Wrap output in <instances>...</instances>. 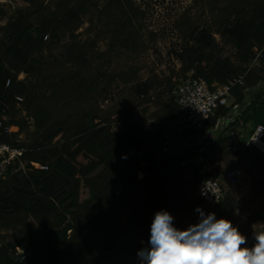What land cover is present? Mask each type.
<instances>
[{"label": "trees", "instance_id": "16d2710c", "mask_svg": "<svg viewBox=\"0 0 264 264\" xmlns=\"http://www.w3.org/2000/svg\"><path fill=\"white\" fill-rule=\"evenodd\" d=\"M11 1L30 7L33 13L21 14L1 30L8 41H0V120L6 118L9 126V112L25 84L7 70L8 61L18 62L31 75L33 67L42 65L40 58L45 51L52 52L64 43L68 49L66 61L77 63L85 53L76 52L84 47L66 40V34L78 30L94 9L98 13L127 11L124 0H106L102 9L96 6V0H58L55 6H37L36 0ZM216 34L231 41L240 66L227 57H214V33L203 29L190 35L192 45L178 55L185 74L193 73L209 86L227 84L245 74V85H236L232 96L245 107L241 117L244 125L264 128V0H236ZM260 54L258 67L254 62ZM98 87L90 78H62L55 87L57 91L46 97L50 109L42 104L33 111L37 128L49 124L61 106L81 102ZM229 112L223 109L217 117ZM99 120L98 113L91 109L77 110L59 123L49 144L39 146V151L30 156L29 168L0 181V264H101L120 243L116 229L121 224L136 227L141 213L146 219L166 207L209 209L197 197L194 186L191 189L174 181L179 175L175 165L196 157L199 147L192 146L167 164L158 161L159 151L154 147L163 144L168 129L153 133L131 123L120 134H113L101 128L103 122L97 123ZM75 123L76 127L71 128ZM214 124L215 120L210 121ZM228 133L221 134L213 145L206 156V167L215 164L218 153H231ZM60 135L66 138L64 142L52 145V139ZM181 135L192 138L195 134L185 131ZM3 138L12 147L23 148L25 157L26 149L15 143L14 133ZM236 152L264 163L254 148ZM159 169L163 173H156ZM202 170L203 165L197 164V177ZM142 177L145 181L140 183ZM143 188L146 204L140 200ZM231 202L227 196L211 213L217 219L224 218ZM258 216L264 217V210ZM5 231L14 234L12 241H6L2 235Z\"/></svg>", "mask_w": 264, "mask_h": 264}, {"label": "rangeland", "instance_id": "374dc122", "mask_svg": "<svg viewBox=\"0 0 264 264\" xmlns=\"http://www.w3.org/2000/svg\"><path fill=\"white\" fill-rule=\"evenodd\" d=\"M235 1L124 0L126 14L115 10L98 13L94 9L84 18V24L78 30L66 34V40H74L84 47L76 52L85 53L79 62L66 61L68 49L64 43L52 52L45 51L40 58L42 65L33 67L31 75H27L18 62L8 61L7 70L25 84L20 92L22 94L16 95V104L8 115L18 142L13 141L26 149L22 165L15 166L14 172L20 173L29 168L30 156L39 151V146L49 144L51 136L60 127L59 123L80 109L97 112L100 118L97 123L103 122L101 128H108L113 134H120L131 123L153 133L167 129V123L176 111L171 93L187 75L178 55L192 45V33L211 30L216 39L214 57H227L240 66L237 49L228 38L216 34ZM57 2L36 0L34 4L49 3L55 6ZM95 3L102 9L106 0H96ZM31 12L28 6L0 0V41H8L2 29L21 14L27 16ZM34 18L38 19L36 16ZM62 78H90L99 87L81 102L61 106L54 112L55 118L49 124L37 128L33 111L42 104L50 109L46 97L57 91L55 87ZM40 96L42 103L38 102ZM105 119L109 121L104 122ZM76 125L73 124L71 128ZM64 139L60 135L52 139L51 144L63 143ZM192 146L194 140L191 137L171 133V145L166 153L173 160ZM154 148L159 151V146ZM220 164L224 168H241L245 173L228 194L232 202L224 218L246 236V246L251 247L255 243L253 233L264 231V217L258 216L264 210V163H256L251 156L229 153L222 156ZM196 165L195 155L176 164L175 170H179V175L174 181L192 189L202 175L201 171L200 176H196ZM156 173L163 172L159 169ZM143 181L145 178L142 177L140 183ZM142 191L140 200L146 204V188ZM214 210L204 209L203 212L206 215ZM158 211L169 212L174 217V227L179 230H186L200 220V212L187 206L166 207ZM158 211L146 219L141 213L136 227L121 224L115 232L121 237L120 243L101 264H140L137 254L141 249L150 247L151 224ZM2 235H5L6 241H12L14 236L8 231Z\"/></svg>", "mask_w": 264, "mask_h": 264}, {"label": "built area", "instance_id": "2783aa9c", "mask_svg": "<svg viewBox=\"0 0 264 264\" xmlns=\"http://www.w3.org/2000/svg\"><path fill=\"white\" fill-rule=\"evenodd\" d=\"M260 57L261 54L254 64ZM245 76V74L241 75L227 84L209 86L202 78L189 73L177 83L171 93L176 113L167 123L168 133L159 147L158 161L172 163V159L166 153L171 145V133L178 135L185 131L194 133L195 135L192 136L194 145L199 147L196 155L197 164L203 165L202 175L195 182L194 189L197 197L209 209H214L223 202L230 190L234 189L245 175L241 168L222 167L220 164L222 154L220 153L216 155V161L212 167L205 165L206 156L210 154L219 136L228 133L232 125L242 122L241 117L245 107L236 103L232 96V89L236 85L244 86ZM223 109H229L230 112L226 116L217 117ZM213 120L215 124L210 125V121ZM6 121V118L0 120V181L13 174L14 167L22 165L24 157L23 148H14L4 140L3 137L10 138L14 133L12 126L6 125ZM256 135H258L257 140L251 141ZM263 141L264 128L256 127L250 134L246 146L253 148ZM33 166L37 169H45L39 164H33Z\"/></svg>", "mask_w": 264, "mask_h": 264}, {"label": "clouds", "instance_id": "9594fccd", "mask_svg": "<svg viewBox=\"0 0 264 264\" xmlns=\"http://www.w3.org/2000/svg\"><path fill=\"white\" fill-rule=\"evenodd\" d=\"M197 211L199 223L186 230L174 227L169 212H156L150 247L137 254L140 264H264V231L254 232L255 243L248 247L246 236L230 220Z\"/></svg>", "mask_w": 264, "mask_h": 264}, {"label": "crops", "instance_id": "0c3cea01", "mask_svg": "<svg viewBox=\"0 0 264 264\" xmlns=\"http://www.w3.org/2000/svg\"><path fill=\"white\" fill-rule=\"evenodd\" d=\"M255 65L258 66V63H256ZM251 131H253V125L251 123L244 125V123L241 122L231 126L228 133L229 136L231 137L229 145L232 146V150L230 154H236L237 153L236 151H242L247 148H252L246 146ZM253 148L264 158V141L259 143L256 147ZM243 156L247 157L249 155H243Z\"/></svg>", "mask_w": 264, "mask_h": 264}]
</instances>
